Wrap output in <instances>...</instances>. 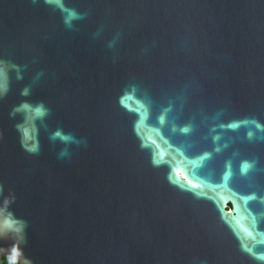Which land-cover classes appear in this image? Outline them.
Returning <instances> with one entry per match:
<instances>
[{
    "label": "water",
    "instance_id": "95a60500",
    "mask_svg": "<svg viewBox=\"0 0 264 264\" xmlns=\"http://www.w3.org/2000/svg\"><path fill=\"white\" fill-rule=\"evenodd\" d=\"M0 257L264 264V0H0Z\"/></svg>",
    "mask_w": 264,
    "mask_h": 264
},
{
    "label": "trees",
    "instance_id": "16d2710c",
    "mask_svg": "<svg viewBox=\"0 0 264 264\" xmlns=\"http://www.w3.org/2000/svg\"><path fill=\"white\" fill-rule=\"evenodd\" d=\"M0 264H18L17 262L10 260L6 257H0Z\"/></svg>",
    "mask_w": 264,
    "mask_h": 264
}]
</instances>
